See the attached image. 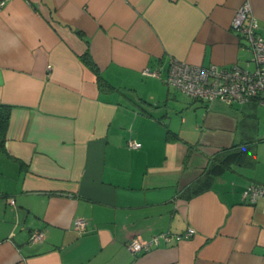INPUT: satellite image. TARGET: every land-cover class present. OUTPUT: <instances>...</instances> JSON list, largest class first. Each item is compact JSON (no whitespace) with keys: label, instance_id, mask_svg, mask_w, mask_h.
Listing matches in <instances>:
<instances>
[{"label":"crops","instance_id":"crops-1","mask_svg":"<svg viewBox=\"0 0 264 264\" xmlns=\"http://www.w3.org/2000/svg\"><path fill=\"white\" fill-rule=\"evenodd\" d=\"M3 1L0 264H264V196L243 197L264 184V104L206 105L162 80L171 58L252 70L230 22L248 2L264 34V0Z\"/></svg>","mask_w":264,"mask_h":264},{"label":"built area","instance_id":"built-area-1","mask_svg":"<svg viewBox=\"0 0 264 264\" xmlns=\"http://www.w3.org/2000/svg\"><path fill=\"white\" fill-rule=\"evenodd\" d=\"M4 4L0 0V7ZM230 26L241 33L247 40L252 52L254 67L248 70L233 64L230 67H222L217 64L208 66L189 64L184 61L171 58L168 62L166 74L162 80L168 86L188 95L191 98L204 102L206 105L213 103L232 106L250 99H256L264 104V34L259 31V22L251 11L248 2L241 4L233 14ZM144 75L161 77L158 68H144ZM129 148H138L141 143L128 139ZM259 196H264V184L249 183L243 197L249 202H255ZM12 203L13 200L9 199ZM73 225L78 231H83L87 225L85 218H75ZM195 233V229L189 227L184 236ZM44 236L43 231L34 230L29 238L31 242H37ZM170 233L163 232L153 235L150 239L142 240L132 238L127 242V248L133 254L146 252L160 241L170 240Z\"/></svg>","mask_w":264,"mask_h":264},{"label":"trees","instance_id":"trees-1","mask_svg":"<svg viewBox=\"0 0 264 264\" xmlns=\"http://www.w3.org/2000/svg\"><path fill=\"white\" fill-rule=\"evenodd\" d=\"M75 32L82 37V34L79 30H75ZM80 61L83 66L89 70H91L96 76V82L99 87L108 86L107 82L103 79V77L99 74L98 67L91 58L89 48L87 47L83 53L79 55ZM12 106L8 104H0V146L3 145L6 139V132L9 123V116L11 112ZM226 166V165H224ZM223 165L221 164V168ZM213 169L212 167L208 168V172H211Z\"/></svg>","mask_w":264,"mask_h":264},{"label":"rangeland","instance_id":"rangeland-1","mask_svg":"<svg viewBox=\"0 0 264 264\" xmlns=\"http://www.w3.org/2000/svg\"><path fill=\"white\" fill-rule=\"evenodd\" d=\"M224 106H225V105H224ZM249 155H250L251 157H254V154H253V153H251V152H250V154H249Z\"/></svg>","mask_w":264,"mask_h":264}]
</instances>
